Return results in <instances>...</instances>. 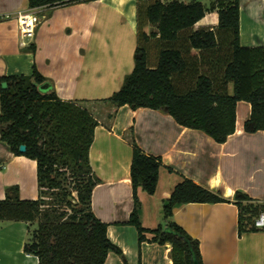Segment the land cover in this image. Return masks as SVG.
Wrapping results in <instances>:
<instances>
[{
    "label": "trees",
    "instance_id": "trees-1",
    "mask_svg": "<svg viewBox=\"0 0 264 264\" xmlns=\"http://www.w3.org/2000/svg\"><path fill=\"white\" fill-rule=\"evenodd\" d=\"M85 1L91 0H29V7L53 9ZM240 7L241 0H213L211 8L203 0H138L135 66L118 90L99 101L115 108L105 123L110 125L124 104L151 107L225 142L236 130L237 103L246 100L252 111L245 130H264V45L241 43ZM214 11L216 21H206ZM148 24L154 27L149 33ZM29 48L34 51L35 44ZM153 48L158 49L155 66ZM46 79L36 66L31 74L1 77L8 86L0 88V140L14 153L37 160L40 196L22 199L17 185L8 187L0 199V219L29 222L24 249L37 255L39 264H105L110 252L129 264L108 235L109 223L92 206L101 179L91 165L90 149L101 120L90 100H64L55 90L43 91L40 85ZM128 138L133 147L134 207L127 223L137 228L140 243H171L174 264H204L200 240L173 218L174 208L230 200L184 177L163 201L164 221L145 227L138 189L155 193L163 161L139 145L133 127ZM22 144L25 151L20 150ZM235 203L239 233L256 230L264 204L242 190L236 191Z\"/></svg>",
    "mask_w": 264,
    "mask_h": 264
},
{
    "label": "crops",
    "instance_id": "crops-1",
    "mask_svg": "<svg viewBox=\"0 0 264 264\" xmlns=\"http://www.w3.org/2000/svg\"><path fill=\"white\" fill-rule=\"evenodd\" d=\"M38 9L41 21L33 37H23L19 14ZM215 13L206 21L215 22ZM0 16V88L3 75L31 74L36 66L47 78L40 85L43 91L55 90L64 100H90L100 118L90 149L91 165L101 179L93 190L92 206L109 223L108 235L129 264H174L171 243H140L137 228L127 223L134 207L131 127L139 145L163 161L155 193L138 189L143 225L155 228L164 221L163 201L189 177L230 200L174 208L173 218L200 240L204 264H264V228L240 234L235 203L237 190L255 202L264 201V130H245L252 111L249 101H238L236 130L225 142L151 107L124 104L107 125L106 114L115 108L99 101L118 90L134 69L138 0H91L53 9L30 8L29 0H0ZM153 29L145 26L148 33ZM240 40L245 46L264 45V0H241ZM32 43L34 51L29 48ZM151 53L155 66L158 49ZM37 170V160L14 153L0 140V199L14 185L22 199H37ZM29 225L0 219V264H39L38 256L24 249ZM105 264L124 260L110 252Z\"/></svg>",
    "mask_w": 264,
    "mask_h": 264
},
{
    "label": "built area",
    "instance_id": "built-area-1",
    "mask_svg": "<svg viewBox=\"0 0 264 264\" xmlns=\"http://www.w3.org/2000/svg\"><path fill=\"white\" fill-rule=\"evenodd\" d=\"M20 30L23 37H33L37 25L41 21L40 9L19 14ZM25 43V41L23 42ZM264 204V201L262 202ZM255 225L264 228V209L256 218Z\"/></svg>",
    "mask_w": 264,
    "mask_h": 264
},
{
    "label": "water",
    "instance_id": "water-1",
    "mask_svg": "<svg viewBox=\"0 0 264 264\" xmlns=\"http://www.w3.org/2000/svg\"><path fill=\"white\" fill-rule=\"evenodd\" d=\"M1 86H2L3 88H6V87L8 86V84H7L6 81H3L2 84H1ZM41 87H43V86H41ZM41 87H40V88H41ZM20 150H21V151H25V150H26V145H25V144H22V145L20 146Z\"/></svg>",
    "mask_w": 264,
    "mask_h": 264
},
{
    "label": "rangeland",
    "instance_id": "rangeland-1",
    "mask_svg": "<svg viewBox=\"0 0 264 264\" xmlns=\"http://www.w3.org/2000/svg\"><path fill=\"white\" fill-rule=\"evenodd\" d=\"M203 1H204L205 5H206L208 8H211L212 1H213V0H203ZM50 195L53 196L52 194H50ZM53 198H54V196H53ZM50 200H52V197L50 198ZM33 227H36V223H35V225H34Z\"/></svg>",
    "mask_w": 264,
    "mask_h": 264
}]
</instances>
